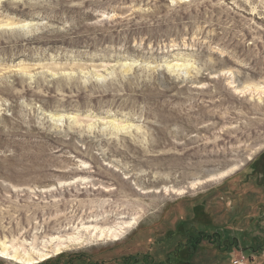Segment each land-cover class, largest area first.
<instances>
[{
  "label": "rangeland",
  "instance_id": "374dc122",
  "mask_svg": "<svg viewBox=\"0 0 264 264\" xmlns=\"http://www.w3.org/2000/svg\"><path fill=\"white\" fill-rule=\"evenodd\" d=\"M131 222L42 264H264V0H0V241Z\"/></svg>",
  "mask_w": 264,
  "mask_h": 264
},
{
  "label": "bare ground",
  "instance_id": "6f19581e",
  "mask_svg": "<svg viewBox=\"0 0 264 264\" xmlns=\"http://www.w3.org/2000/svg\"><path fill=\"white\" fill-rule=\"evenodd\" d=\"M239 167V166H238ZM238 167H233L228 171L220 173L218 176H213L214 181L224 179L229 175V173H233L237 170ZM212 179V178H211ZM218 180V181H219ZM134 223H126L125 225H121L116 228L104 229L98 226H83L81 231H78V237L73 236L69 237L66 240H52V243H57V247H53L50 251L49 249L43 250V252H34V248L31 252L22 251L21 249H15L12 246H9L6 242L0 241V258L3 260L15 262L16 264H42L46 263L49 260L61 255L64 251L69 250L72 246H83L89 243L92 240H102L103 238H110L117 240L123 232L132 228ZM118 231V232H117ZM84 232V233H83ZM89 236V237H88ZM51 243V242H50ZM56 244V245H57Z\"/></svg>",
  "mask_w": 264,
  "mask_h": 264
},
{
  "label": "built area",
  "instance_id": "2783aa9c",
  "mask_svg": "<svg viewBox=\"0 0 264 264\" xmlns=\"http://www.w3.org/2000/svg\"><path fill=\"white\" fill-rule=\"evenodd\" d=\"M233 264H249V260L244 256L243 252H240L233 258Z\"/></svg>",
  "mask_w": 264,
  "mask_h": 264
}]
</instances>
